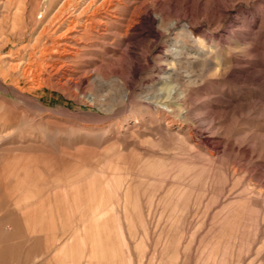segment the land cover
<instances>
[{
  "label": "rangeland",
  "instance_id": "rangeland-1",
  "mask_svg": "<svg viewBox=\"0 0 264 264\" xmlns=\"http://www.w3.org/2000/svg\"><path fill=\"white\" fill-rule=\"evenodd\" d=\"M142 1L0 0V264H264V181L255 176L264 157L248 170L219 154L212 171L191 163L199 147L174 155L153 135L155 124L129 144L115 138L156 114L154 64L170 67L146 41L128 40L127 32L154 34L149 4L129 24ZM63 47L73 52L66 76L50 59ZM187 60L177 67L193 70L181 79L189 94L222 87L219 74ZM133 68L152 72L131 77ZM262 111L214 116L238 141L239 130L264 128ZM196 122L221 141L216 128Z\"/></svg>",
  "mask_w": 264,
  "mask_h": 264
},
{
  "label": "bare ground",
  "instance_id": "bare-ground-1",
  "mask_svg": "<svg viewBox=\"0 0 264 264\" xmlns=\"http://www.w3.org/2000/svg\"><path fill=\"white\" fill-rule=\"evenodd\" d=\"M263 2V0H143L137 4L133 17L129 20V24L132 23L134 26L140 23L146 13V5L149 4L153 10L151 24L154 34L152 32L144 33L136 31L129 35L127 32L126 35L130 36L128 40L134 39L136 41L135 38H139L137 42L141 45L146 41L147 45L151 48L149 52L161 54L163 60L170 64V67L165 68L161 63L154 64L156 71L160 74L156 80H160L161 86L156 87V91L151 96L152 99L150 98L149 104L154 106L156 114L154 113L155 115L149 118L139 119L137 117L131 123L128 122L123 131L124 133L121 135L118 132L115 138L119 137L122 139L121 141L129 144L132 142L128 139L131 135L142 130V128H149L148 125L151 123L156 125L152 129L154 131L153 135L159 134L161 141L165 142V145L172 150L174 155L192 152L193 146L199 147L200 151L197 152V159L191 161L195 166L207 165L208 169L213 171L215 164L220 160L219 154H222L227 158L229 157V159H233L235 162L243 161L241 165H247L248 168L245 167L250 170V162L256 157H264V128L252 132L239 130L238 132L241 133V136L238 138V141L234 138L229 139V133L226 132V129L220 128L219 125L222 122L217 120V117L214 115L218 113L221 116L232 114H241L242 116L243 113L251 112L254 114L258 113L256 116L259 117L263 113ZM66 5V2L62 4L58 12H62L66 8ZM227 25L229 30L221 33L220 31ZM152 37L157 41L156 44H154ZM132 44L134 43L130 41L127 44L128 48H131ZM54 49L55 47L52 46L50 50ZM59 49L57 48V51ZM63 50L66 54H53L50 56V59L53 61L54 68L59 70L62 76H66L73 70L64 59L73 55V52L68 51L66 48ZM183 58H187L189 63L198 64L201 68L200 70L209 68L215 71L221 76L219 79H215V82L221 84L222 87L218 90H207L201 95L189 94L184 88V83L181 82V79L189 80L194 74L193 70H187L185 67L186 70L183 73L180 71L181 69H178L179 65L177 67V64ZM134 60L131 58V63ZM150 71L152 72V69L133 68L130 69V75L131 77L140 78ZM23 74L27 77V69L23 70ZM3 78H6V76H3ZM249 84L258 85L262 89L249 87ZM129 89L130 92L135 90L133 87ZM223 94H226L229 100L222 99L221 96ZM244 110L245 112H243ZM174 117L185 120L189 117L191 122L187 124L176 122ZM196 121H204L206 124L212 125V129L216 128L213 133H221V141L212 140L211 136H204L202 132L197 131V126H194ZM217 128L221 131L217 130ZM245 142L246 147H241V144ZM190 143H193V145ZM104 153L112 158L120 153V151L115 150L110 153L106 149ZM186 167L183 168L186 169ZM241 169L244 170L243 168ZM259 169L260 172L255 176L259 181H264V162ZM247 173L246 170V175ZM230 179L232 180L233 178ZM239 198L243 199L240 196ZM240 200L237 204L239 209L241 208L239 205ZM228 219L234 222L240 221V218L235 219L231 216H228Z\"/></svg>",
  "mask_w": 264,
  "mask_h": 264
}]
</instances>
